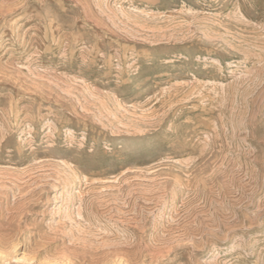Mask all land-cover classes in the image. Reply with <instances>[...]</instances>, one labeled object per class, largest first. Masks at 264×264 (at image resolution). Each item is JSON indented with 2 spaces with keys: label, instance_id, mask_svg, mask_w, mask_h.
I'll list each match as a JSON object with an SVG mask.
<instances>
[{
  "label": "rangeland",
  "instance_id": "374dc122",
  "mask_svg": "<svg viewBox=\"0 0 264 264\" xmlns=\"http://www.w3.org/2000/svg\"><path fill=\"white\" fill-rule=\"evenodd\" d=\"M0 264H264V0H0Z\"/></svg>",
  "mask_w": 264,
  "mask_h": 264
}]
</instances>
